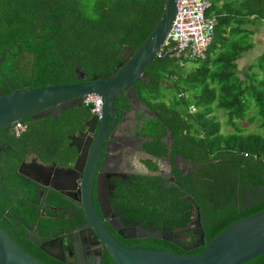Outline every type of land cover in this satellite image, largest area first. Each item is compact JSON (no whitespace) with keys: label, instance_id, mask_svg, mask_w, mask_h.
<instances>
[{"label":"trees","instance_id":"obj_1","mask_svg":"<svg viewBox=\"0 0 264 264\" xmlns=\"http://www.w3.org/2000/svg\"><path fill=\"white\" fill-rule=\"evenodd\" d=\"M208 1L211 7L206 15L215 23L206 58L180 67L183 59L163 48L145 69L146 79L134 84L142 101L155 102L160 116L155 122L172 132V151L197 167L194 187L183 185L191 200L178 189L161 186L155 175L137 174L121 189L115 204L125 219L172 238L173 229L194 221L195 203L204 244L234 222L264 211V192L260 191H264V47L246 73L238 67V61L255 46L258 31L254 28L264 25V0ZM163 5L164 0H0V96L10 93L8 85L19 92L76 82L77 66L86 80L108 77L120 65L124 46L134 51L150 34ZM251 108L255 116L248 117ZM216 110L224 111V123L231 132H221V122L213 114ZM256 117L261 119L262 132L245 133L239 123H251ZM69 118L72 124L75 114ZM25 147L23 143L21 149ZM58 147L49 152L43 148V152L50 159L59 153ZM144 165L153 173L161 169L158 163ZM255 200L259 202L248 206ZM15 203L28 215H18ZM17 216L23 223L38 219L22 199L15 201L0 190L4 232L41 264H68L44 257L35 240L18 226ZM193 226L185 240H177L181 246L161 238L123 245L195 256L204 247H193L199 240V229ZM40 228L41 237L46 227ZM103 264L113 263L106 257ZM243 264H264V253Z\"/></svg>","mask_w":264,"mask_h":264},{"label":"flooded vegetation","instance_id":"obj_2","mask_svg":"<svg viewBox=\"0 0 264 264\" xmlns=\"http://www.w3.org/2000/svg\"><path fill=\"white\" fill-rule=\"evenodd\" d=\"M130 54L125 53L124 59ZM84 81H88L86 76ZM10 87L8 86V89L11 92L13 89ZM134 93L139 100L137 105H130L125 94H122L112 103L115 116H106V133L103 138L105 143L91 190V199L98 218L108 233L122 246L138 239L126 238L134 235L130 231L132 226L142 228L139 223L125 219L123 211L115 205L121 189L130 178L137 174L155 175L159 178L161 186L178 189L186 196L187 190L183 185L186 182L189 184L188 187H194L197 168L188 159L172 151V132L164 124L155 122L160 120V116L154 110L155 102L149 104L142 101L135 86ZM88 109L89 115L82 116ZM73 114L75 121L68 124L69 117ZM99 117L100 112L92 113L89 106L81 103L36 119L21 120L24 121L25 130L20 137L13 134L12 126L0 129L3 130L0 132V190L13 197L15 201L18 198L22 199L29 210L37 212L38 219L34 222L23 223L19 216L16 220L18 226L24 227L26 236L31 241L35 240L46 258L68 264H99L100 259L103 264L106 257L110 258L105 248L99 250L100 246L92 239L86 223L81 207L80 173L60 176L56 172L57 169L74 167L77 157L76 146L81 152L85 150L98 129ZM162 130L166 131L165 134L156 141ZM23 143H26L25 150L21 149ZM56 146H59V153L49 159L48 150ZM43 148L47 149V152H43ZM154 149L162 152L157 155V150L153 153ZM66 154L68 158H65ZM144 163H158L161 169L153 173ZM20 168L30 173L35 181L20 174ZM140 168H143V171H140ZM8 171H11V174L7 176ZM260 191L264 192L262 189ZM189 197L191 198L187 195L186 199ZM257 201L259 200L249 201L248 206L256 204ZM13 208L18 215H28V212L19 208L17 203ZM75 219L77 222L70 226ZM104 220L118 222L123 236L114 232ZM41 221L46 222L47 226ZM40 225L46 227V234L41 237L38 235ZM191 228H194L192 224L185 228L173 229V239L170 237L173 243L177 245L179 244L177 240H185L186 232ZM41 246H44L45 251L40 249Z\"/></svg>","mask_w":264,"mask_h":264},{"label":"water","instance_id":"obj_3","mask_svg":"<svg viewBox=\"0 0 264 264\" xmlns=\"http://www.w3.org/2000/svg\"><path fill=\"white\" fill-rule=\"evenodd\" d=\"M176 13L177 0H164L161 17L153 30L134 51L131 47L124 46L120 56L122 64L118 65L117 70L106 78L92 77L91 80L84 81L85 72L77 66L74 71L78 81L76 83L50 85L19 92L11 91L9 94L0 96V129L12 126L25 118L36 119L49 113H56L68 106L81 105V99L86 95L98 96L101 105L95 136L91 138L84 151L81 152L76 146L77 157L72 169L56 168V172L60 176L80 173L81 207L84 210L91 237L100 246L99 250L102 247L105 248L113 264H243L264 253V211L234 222L210 243L204 244L198 207L193 203L195 213L191 224L199 229V240L194 247H204V249L195 256H182L160 249L125 248L104 228L91 199L93 178L105 143L103 138L106 133V116H115L116 112L112 103L122 94H125L130 105L138 104L134 84L139 79H146L144 71L160 55L172 29ZM128 52L131 53L130 56L124 59V54ZM89 130L88 127L87 132ZM94 131L95 129L93 133ZM19 173L35 181L30 173L22 171L21 168ZM188 200L191 198L189 197ZM100 208L102 210V207ZM104 221L114 232L123 236L118 222ZM130 231L134 235L126 238L171 240L166 235L136 225L132 226ZM40 249L45 251L44 246ZM0 264L41 263L20 248L0 227Z\"/></svg>","mask_w":264,"mask_h":264},{"label":"built area","instance_id":"obj_4","mask_svg":"<svg viewBox=\"0 0 264 264\" xmlns=\"http://www.w3.org/2000/svg\"><path fill=\"white\" fill-rule=\"evenodd\" d=\"M210 7L208 0H177L176 17L162 50L165 48L174 57L182 58L180 67L206 58L215 23L213 18L206 15ZM81 103L89 106L92 113L100 112L101 101L98 96L86 95ZM24 130L25 125L21 121L12 125L16 137H20Z\"/></svg>","mask_w":264,"mask_h":264},{"label":"rangeland","instance_id":"obj_5","mask_svg":"<svg viewBox=\"0 0 264 264\" xmlns=\"http://www.w3.org/2000/svg\"><path fill=\"white\" fill-rule=\"evenodd\" d=\"M260 36L264 34V31L260 29ZM263 33V34H262ZM262 41V40H260ZM264 41H262V44L261 46H264ZM259 50H252L251 52L247 53L245 55V58L246 60H244V62H240V65H239V70L243 73H246L247 72V67L248 65H251L255 60L256 58L259 56V54L261 53V49L258 48ZM188 68L191 67V63H189L188 65ZM217 119L221 122V132L222 133H229L231 132L232 128L228 127L225 125V120H226V117H225V113L223 110H216L214 113H213ZM250 116H255V110L253 108L250 109L249 113H248V117ZM261 122V119L259 117H256L255 120L253 122H248V121H243V122H240L239 125L244 129V132L245 133H255V132H262V129L259 127V124ZM140 171H143V168H140Z\"/></svg>","mask_w":264,"mask_h":264},{"label":"crops","instance_id":"obj_6","mask_svg":"<svg viewBox=\"0 0 264 264\" xmlns=\"http://www.w3.org/2000/svg\"><path fill=\"white\" fill-rule=\"evenodd\" d=\"M254 29H256V30L258 31V33H257V35H256L255 38H254L255 46H254L253 49L257 51V50H259L258 48H260V49L262 50V48H263L264 46H261V44H262V41H264V34L262 33L263 35L260 36V34H261V33H260V29L264 31V25L260 24V25L256 26ZM260 40H262V41H260ZM263 45H264V44H263ZM253 49H252V50H253ZM252 50H251V51H252ZM251 51H250V52H251ZM261 52H262V51H261ZM248 53H249V52H248ZM246 54H247V53H246ZM246 54H245V55H246ZM260 54H261V53H260ZM260 54H259V55H260ZM245 55L241 58V60L238 61V67H239L241 61L244 62V60H246ZM248 66H249V65H248ZM247 69H248V67H247Z\"/></svg>","mask_w":264,"mask_h":264}]
</instances>
